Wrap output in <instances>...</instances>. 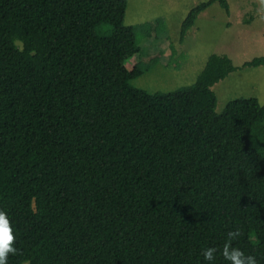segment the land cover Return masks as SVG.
Returning a JSON list of instances; mask_svg holds the SVG:
<instances>
[{"label":"trees","instance_id":"trees-1","mask_svg":"<svg viewBox=\"0 0 264 264\" xmlns=\"http://www.w3.org/2000/svg\"><path fill=\"white\" fill-rule=\"evenodd\" d=\"M212 3L193 7L182 35ZM127 0H0V210L8 264H215L229 231L264 264V104L212 87L235 71L212 54L193 85L149 93ZM110 25L109 35L96 29ZM264 66V56L242 68Z\"/></svg>","mask_w":264,"mask_h":264},{"label":"rangeland","instance_id":"rangeland-1","mask_svg":"<svg viewBox=\"0 0 264 264\" xmlns=\"http://www.w3.org/2000/svg\"><path fill=\"white\" fill-rule=\"evenodd\" d=\"M209 0H127L124 24L143 25L136 32L140 52L125 62L141 76L129 84L149 93H168L191 86L212 54L230 58L234 72L212 87L216 112L237 98H256L264 104V66L242 64L264 56V0H227V14L217 3L201 13L183 35L181 24L196 5ZM110 25L96 29L109 35Z\"/></svg>","mask_w":264,"mask_h":264},{"label":"clouds","instance_id":"clouds-1","mask_svg":"<svg viewBox=\"0 0 264 264\" xmlns=\"http://www.w3.org/2000/svg\"><path fill=\"white\" fill-rule=\"evenodd\" d=\"M239 229L227 233V241L222 249V256L226 264H259L256 256L245 254L239 247L233 246V241L240 237ZM15 236L7 213L0 210V264H8L9 254L15 255L17 249L14 247ZM217 249L214 247L202 250L205 264H215Z\"/></svg>","mask_w":264,"mask_h":264}]
</instances>
